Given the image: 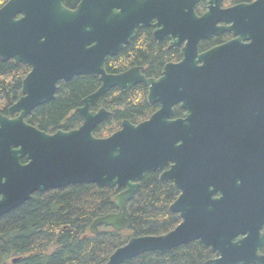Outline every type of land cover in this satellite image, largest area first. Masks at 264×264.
Returning <instances> with one entry per match:
<instances>
[{
	"label": "water",
	"instance_id": "1",
	"mask_svg": "<svg viewBox=\"0 0 264 264\" xmlns=\"http://www.w3.org/2000/svg\"><path fill=\"white\" fill-rule=\"evenodd\" d=\"M64 1L8 0L0 8V60L30 68L7 110L16 116L0 115V217L36 192L95 184L123 190L114 198L117 212L96 218L90 233L101 226L121 232L145 173L169 165L159 180L179 191L169 211L180 223L163 235L129 238L105 264L163 255L195 241L220 255L214 264H240L241 245L260 237L264 223V78L257 85L259 105L253 97L248 107L227 94L237 87L213 79L211 52L198 55L197 48L225 32L233 39L213 48H264V0L228 8L223 0H80L73 9ZM200 1L206 11L198 16ZM144 27L153 28L154 40L168 36L169 48H182L181 62L166 65L156 80L140 68L108 74L106 57ZM80 76L99 82L75 110L80 126L46 133L27 123L36 107L54 99L60 82ZM139 83L160 109L96 138L94 129L112 113L91 108L111 89ZM177 104L184 114L174 119Z\"/></svg>",
	"mask_w": 264,
	"mask_h": 264
},
{
	"label": "trees",
	"instance_id": "2",
	"mask_svg": "<svg viewBox=\"0 0 264 264\" xmlns=\"http://www.w3.org/2000/svg\"><path fill=\"white\" fill-rule=\"evenodd\" d=\"M7 1L0 0V8ZM79 1L65 0L64 5L72 9ZM230 1L252 0H225ZM196 11L199 13L200 8ZM222 37L213 38V45ZM162 48L165 45L154 42L150 32L138 31L124 50L106 58L105 70L115 74L128 64H136L144 65L146 73L153 74L169 57V52H162ZM29 70L25 65L0 60V114L7 115L8 108L19 99L21 82ZM98 86V79L93 76L60 82L54 99L36 107L26 118L27 123L46 133L76 129L81 119L75 110ZM98 108L109 110L112 117L94 129L96 138L110 136L123 120L137 124L149 114L140 85L128 92L111 89L93 109ZM139 184L126 206L125 229L121 232L102 226L96 234L89 231L96 218L117 211L114 198L120 190L74 184L32 194L28 201L0 217V264H105L111 253L129 238L159 236L174 229L180 218L169 211V206L178 191L170 182H160L158 173L153 172H146ZM207 258L208 249L196 241L163 255L144 253L122 264H203Z\"/></svg>",
	"mask_w": 264,
	"mask_h": 264
},
{
	"label": "flooded vegetation",
	"instance_id": "3",
	"mask_svg": "<svg viewBox=\"0 0 264 264\" xmlns=\"http://www.w3.org/2000/svg\"><path fill=\"white\" fill-rule=\"evenodd\" d=\"M252 1H254V0H252ZM252 1H250V2H252ZM250 2H235V1L225 2V0H223L221 7L222 8H228V7L235 6L237 4L250 3ZM198 8H200V12L198 13L196 11V14L198 16H201L206 11V2L200 1L196 6V10ZM141 30H146V32H148V33L150 32L151 36H152V32H153L152 27H144V28L137 30L135 33V36L137 35L138 31H141ZM135 36H134V38H135ZM220 36H223L222 37L223 39L220 40L218 44L213 45L212 39L215 37H220ZM152 39H153V37H152ZM231 39H233L232 34L229 32H225V33L220 34L219 36H213L210 39L201 40L198 43L197 54L200 55V54H203L205 52H211L210 62L212 63L213 79L218 80L220 83L227 84L229 87H237L236 89L228 90L227 94L230 97H234L235 100H241L243 103L247 104L248 107L251 106L249 101L251 103H253V97H255L254 105L257 106L260 103V101L256 102L257 96L262 97V92L258 89L257 85L259 83H262L263 78H264V48H213L217 45H220V44H223L227 41H230ZM153 41L157 42V43L162 42L165 45V48H162V52H169V57L163 61V63L161 64V66L159 67L157 72H155L153 74H149V73L147 74L146 73V67L144 65L128 64L124 70H122L121 72L115 73V74L123 73V72H125L131 68H140V74L143 75L146 79H155L156 80V79H159L161 77L162 71L164 70V67L166 65H168V64L174 65V64H178L179 62H181V60H182V56H181L182 48H176V47L169 48L170 39L168 36L163 38L161 41H157L154 39H153ZM200 43H201L202 48H199ZM125 46H124V48H125ZM124 48H123V50H124ZM105 62H106V59H105ZM15 66H17V65H15ZM235 80L237 82H235ZM137 85H140L144 89V100L146 101L147 109L149 112L146 119H148L149 116H151L153 113H155L156 111H158L160 109V104L159 103L149 104L148 100H147L148 86H146L142 83L136 84L135 86H137ZM135 86H133V87H135ZM133 87H131L130 89H132ZM113 89H118L119 91H122V92H128L130 90L129 89L128 91H123L120 88H113ZM95 105L91 108L92 111H97L98 109H101V108H98V109L94 110L93 108L95 107ZM105 110H107V109H105ZM107 111H109V110H107ZM179 113H180V115H178ZM183 114H184V111L182 109H180L179 104L173 106V118L174 119L182 117ZM0 115H3V114H0ZM4 116H8L10 118H13L16 116V114L11 116L7 113V115H4ZM146 119H144V120H146ZM144 120H142V121H144ZM142 121H140V122H142ZM140 122H138V123H140ZM25 162H22V160H21V163H25ZM168 167H169V165L164 167L163 170H161V171L157 170L153 173H158V179H159V175L161 174V172L167 170ZM168 182H170V181H168ZM170 183L172 184V182H170ZM119 190L121 192L123 189H119ZM178 193H179V191H178ZM259 234H260V237L253 239L251 241V243L241 245L240 250H241V253L243 255H245V257L241 259L240 264H264V223L262 224V226L259 230ZM244 237L245 236H243L241 238V240L245 239ZM203 247H205V246H203ZM205 248L208 249V258H207V260H205V262L203 264H205L206 262H209V264H214L213 261H216L217 259H219L220 255H218L216 252L212 251L209 247H205ZM219 264H226V263H219Z\"/></svg>",
	"mask_w": 264,
	"mask_h": 264
}]
</instances>
